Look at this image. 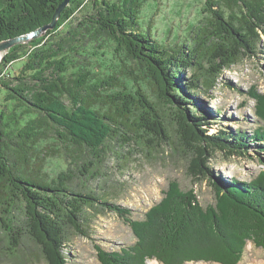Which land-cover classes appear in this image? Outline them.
Masks as SVG:
<instances>
[{"label":"trees","instance_id":"1","mask_svg":"<svg viewBox=\"0 0 264 264\" xmlns=\"http://www.w3.org/2000/svg\"><path fill=\"white\" fill-rule=\"evenodd\" d=\"M64 1L0 0V43L49 25ZM85 1L72 0L54 30L30 41L29 47H13L0 66V85L12 92L6 100L19 96L29 104L25 114L30 115L25 125H20L19 117L6 122V107L0 111V204L6 206L7 215L18 202L24 204L25 211L24 225L12 228L10 236L18 241L11 250L18 251L28 237L38 245L47 264H72L68 230L89 238L84 227L85 210L98 205L123 218L137 238L135 247L114 256L103 252L99 256L103 264H132L133 260L135 264L150 260L160 264H239L249 242L264 249V182L223 177L211 164L216 154L226 162L233 158L249 160L251 152L264 155V100L259 94L252 96L258 101L255 112L261 125L250 134L223 125L212 132L221 121L216 117L223 118V110L210 113L195 99L197 95L217 99L212 91L224 71L264 45V0H205L212 19L194 27L188 44L173 47L153 35L150 28L141 29L139 15L148 0H93L88 9ZM83 8L82 19L76 18L75 27L60 36ZM50 38L57 41L52 43ZM80 38L121 52L128 60L121 63L129 62L125 75L134 82L131 63L143 69L160 98L174 109L177 138L188 158V174L194 182H208L216 194L213 206L204 208L194 189L183 191L171 183L165 200L147 213L145 222H134L128 218V209L93 192L75 190L74 170H62L54 177L43 170L40 145L50 129L71 158L90 153L101 159L108 142L117 137L123 146L137 139L151 149L171 145L164 119L142 85L135 91L124 86L111 96L102 90L118 86L115 72L100 77L79 62L71 71L69 64L77 62L74 55H80L74 42ZM23 58L27 60L22 76L15 78L18 84L12 86L10 80L14 78H2L4 69ZM107 97L109 101L104 99ZM114 104L117 111L112 113ZM129 133L133 136H126ZM261 161L264 164V159ZM30 162L38 165L31 171ZM93 165L88 161L84 171L90 175ZM258 176L264 179V173Z\"/></svg>","mask_w":264,"mask_h":264},{"label":"rangeland","instance_id":"2","mask_svg":"<svg viewBox=\"0 0 264 264\" xmlns=\"http://www.w3.org/2000/svg\"><path fill=\"white\" fill-rule=\"evenodd\" d=\"M92 1L86 0L85 8L88 9ZM85 8L72 19L73 25L68 26L70 22L67 23L60 31V36L65 35L66 29L75 27V19H82V15H85L86 12ZM206 10L205 0H148L139 15V23L143 31L150 28L153 35L166 41L168 46L173 47L176 44H188L190 32L194 27L202 22L208 23L212 19V14ZM47 32L41 33L35 39L45 36ZM52 38H50L51 42L55 43L57 39L52 40ZM32 40L23 44H27L26 47H29L28 43ZM74 47L80 55H74L77 62L69 64L71 71L73 70L72 66L78 65L79 62L80 66L92 68L93 72L100 77L113 72L118 75L120 83L118 86H114L116 88L102 90L106 95L112 96L115 92L122 91L124 86L131 91L133 89L135 91L138 86H143L164 119L170 132L171 145L164 143L160 147L151 149L147 143H137L139 140L137 139L123 146V141L117 137L108 142L109 147L101 159L90 153H78L77 156L71 158V153L50 129L48 136L40 145L39 154L42 157L43 170L52 177L68 168L74 170L77 173L73 183L75 190L93 192L104 201L128 209V218L134 222H145L147 213H150L154 207L165 200V194L168 192L171 183H176L183 191L194 189L204 208L213 206L216 202V194L208 182L206 180L194 182L188 174V158L177 138L174 109L170 108L160 98L158 88L149 78H146L143 69L135 63H131L133 74H135L133 76L136 78V82H134L133 77L125 75L129 62L127 65L121 63L122 60H128L121 52H114L115 49L112 46H94L85 38H80L79 41L74 42ZM26 60V58L19 59L4 69L2 78L6 80L14 78L10 80L11 85L18 84L15 78L22 76L21 70ZM2 63L3 60H0V66ZM113 69L116 70L111 71ZM110 85H114V83H110ZM8 94H12V92L0 85V111L4 110V107L9 110L6 114V122L10 117H19L20 125H25L30 117V115L25 114L29 104L17 95L6 100ZM212 94L217 99H210L202 95L195 97L196 103L210 113L216 114L219 109L223 110V118L220 117L221 115L216 117L221 121H218L219 124L215 125L212 132L222 128V125L235 131L241 130L250 134L256 131L261 125L255 112L259 105L252 96L259 94L264 100V45L260 46L254 55L243 58L238 64L224 71L217 80V86ZM104 99L109 101L108 97ZM66 103H69V99L66 100ZM104 104L106 107L107 104ZM116 111L114 104L111 112L115 113ZM214 121L215 117L210 119V122ZM126 136H133V133L126 134ZM143 139L149 140L148 137H143ZM256 151L258 150L256 149ZM251 155L249 160L233 158L226 162L222 155L216 154L211 164L215 171L223 177L238 179L241 182H249L255 179L263 183L264 179L259 178L258 175L264 173V164L261 161L264 159V155L253 152ZM88 161H92L94 164L90 175L84 171V164ZM33 165L30 162L29 171L33 169ZM23 205V203L18 202L17 207L13 208L7 215L4 213L7 210L6 206L0 204V264H47L38 245L28 237L23 239L18 251L13 252L11 250L15 240L18 241L17 238L13 239L10 236L12 228L20 227L19 223L24 225L25 222ZM85 211L87 220L84 227L89 232L90 237H83L73 230H68L69 258L72 264H103L99 258V256H103V252L114 256L115 252L135 247L137 238L123 218L114 212L103 209L102 205ZM188 249L193 250V248ZM151 261L160 264L156 260L147 261L145 264H152ZM135 263L133 260L132 264ZM187 264L218 263L200 261ZM239 264H264V249L257 248L249 242Z\"/></svg>","mask_w":264,"mask_h":264},{"label":"water","instance_id":"3","mask_svg":"<svg viewBox=\"0 0 264 264\" xmlns=\"http://www.w3.org/2000/svg\"><path fill=\"white\" fill-rule=\"evenodd\" d=\"M71 1L72 0H65L59 6V8L57 9V11L54 15L53 21L49 25L44 26L43 28L38 29V30L28 34V35L21 36L18 38H14V39H9L7 41L1 42L0 43V55H1L0 60H4L7 52L11 48L15 47L16 45L27 43L29 40L37 38L38 36L41 35V33L45 32V31L54 30L57 26L58 21L60 20V18L62 16V13L70 5Z\"/></svg>","mask_w":264,"mask_h":264},{"label":"bare ground","instance_id":"4","mask_svg":"<svg viewBox=\"0 0 264 264\" xmlns=\"http://www.w3.org/2000/svg\"><path fill=\"white\" fill-rule=\"evenodd\" d=\"M151 262H152V261H151ZM152 264H157V263H153V262H152Z\"/></svg>","mask_w":264,"mask_h":264}]
</instances>
